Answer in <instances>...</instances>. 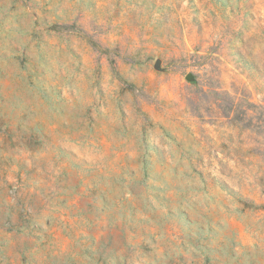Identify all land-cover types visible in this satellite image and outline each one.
Returning <instances> with one entry per match:
<instances>
[{
  "label": "rangeland",
  "instance_id": "rangeland-1",
  "mask_svg": "<svg viewBox=\"0 0 264 264\" xmlns=\"http://www.w3.org/2000/svg\"><path fill=\"white\" fill-rule=\"evenodd\" d=\"M0 264H264V0H0Z\"/></svg>",
  "mask_w": 264,
  "mask_h": 264
}]
</instances>
